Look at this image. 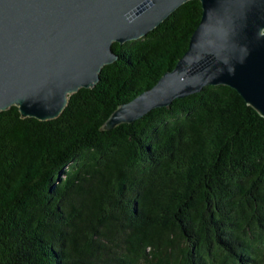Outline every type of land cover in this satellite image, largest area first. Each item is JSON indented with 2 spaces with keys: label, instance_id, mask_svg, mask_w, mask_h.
Masks as SVG:
<instances>
[{
  "label": "trees",
  "instance_id": "obj_1",
  "mask_svg": "<svg viewBox=\"0 0 264 264\" xmlns=\"http://www.w3.org/2000/svg\"><path fill=\"white\" fill-rule=\"evenodd\" d=\"M187 0L68 96L0 110V264H264V117L225 84L111 129L187 49Z\"/></svg>",
  "mask_w": 264,
  "mask_h": 264
},
{
  "label": "water",
  "instance_id": "obj_2",
  "mask_svg": "<svg viewBox=\"0 0 264 264\" xmlns=\"http://www.w3.org/2000/svg\"><path fill=\"white\" fill-rule=\"evenodd\" d=\"M187 0H0V110L57 117L99 80L120 44L144 37ZM187 49L148 89L112 111L111 129L173 99L225 84L264 117V0H199Z\"/></svg>",
  "mask_w": 264,
  "mask_h": 264
}]
</instances>
